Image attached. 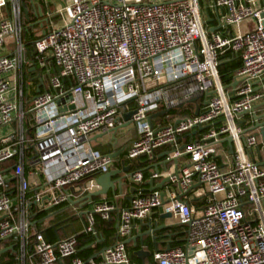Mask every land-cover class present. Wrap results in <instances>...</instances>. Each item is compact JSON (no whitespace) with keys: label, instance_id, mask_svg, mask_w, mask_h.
I'll return each instance as SVG.
<instances>
[{"label":"built area","instance_id":"obj_1","mask_svg":"<svg viewBox=\"0 0 264 264\" xmlns=\"http://www.w3.org/2000/svg\"><path fill=\"white\" fill-rule=\"evenodd\" d=\"M58 14L61 25H51L36 41L30 63L22 0H0V130L13 127L0 136V164L17 158L13 175L20 201L13 206L0 169V238L25 241L29 236L27 162L38 168L33 175H45L50 206H60L72 193L86 191L84 181L113 165L111 157L91 147V135L121 126L124 115L135 111L131 122L137 138L128 159L172 147L173 158L186 155L189 161L179 178H171L172 187L187 196L198 183L207 204L195 209L171 190L168 198L159 191L138 193L121 212L118 241L104 253L103 263L131 264L124 242L133 224L160 209L189 229L186 248L157 252V264H264V170L255 160L258 136L237 123L243 113L264 103V0H205V7L200 0H70ZM211 14L218 22L215 32L206 26ZM228 52L241 60L233 77L235 89H227L219 72ZM34 62L48 72L52 67L54 75L42 77L44 91L25 109L24 70ZM208 93L213 94L206 97ZM194 99L198 115L191 109L188 115L170 116L189 110ZM165 110L169 124L153 119L151 127L149 117ZM208 125L199 139L178 148L182 136ZM228 138L234 153L226 168L217 156ZM27 147L32 148L29 158ZM143 180L142 172L133 175L134 182ZM42 198L35 201L43 209ZM116 209L115 203L102 202L94 210L107 220ZM94 225L89 215L87 231L95 232ZM77 244L70 237L54 245L37 233L33 264L64 259L83 264L76 256Z\"/></svg>","mask_w":264,"mask_h":264},{"label":"crops","instance_id":"obj_2","mask_svg":"<svg viewBox=\"0 0 264 264\" xmlns=\"http://www.w3.org/2000/svg\"><path fill=\"white\" fill-rule=\"evenodd\" d=\"M69 2L70 0H22V14L23 21L25 23L24 30L40 32L41 35L44 36V34L49 31L51 25H61L62 19L59 16L58 11L62 10ZM206 26L210 30L217 28L218 22L216 16L211 14L210 18L206 21ZM1 55H3V53L0 52V56ZM32 61H30V63H32ZM29 69L31 73L37 70H32L33 67H29ZM40 77H43L42 72H40V74L37 72L36 76H34L29 83L33 84L35 81H38V85L36 84L37 86H35L36 89L38 90V87L40 86V91L41 89L44 91L45 86L44 84L40 85ZM201 105L204 107L203 101L201 102ZM188 109L189 113L191 112V109H193L194 113L197 112V109L193 104L189 105ZM256 114L263 115L264 107L259 108L256 111ZM154 119L159 123L169 124V121H165L163 116ZM237 123L245 130V132L250 134L254 133L258 136L259 147L255 150V160L264 170V140L260 135L259 130L251 132V129L255 126L253 115L249 114L247 116H240L237 119ZM122 126L123 124L119 127ZM193 132L194 131L182 136L178 140L179 149H184L191 141L199 139L203 133L197 132L196 135L189 137V135ZM105 133L107 132H99L91 135L89 143L94 150L98 151L102 155L115 156L120 154L119 157H115L113 159V165L108 172L120 171L121 174L115 175L111 179L114 189H109L106 195L94 198L92 203H89L88 201L77 203V201L86 197L89 193H95L101 190V188L96 184V179L100 175L84 181L82 185L87 188L86 191L82 195L72 193V202L68 201L60 206L52 207L49 204V183L45 175L42 173H39L38 176L33 175L38 168H32L28 162L26 163L24 174L28 180L29 188L26 193L25 207L27 210V219L30 224L29 236L25 239V241H23L20 236L9 237L0 241V264H33L36 259L34 244L35 235L37 233H42L45 237H49L54 245L66 238L75 237L77 239L79 237L86 236L90 233L87 231L89 215H93L95 218L94 229L95 227L100 229L103 227V224H107V226L110 225L114 230V236L108 238L100 231L97 230L96 232L94 230L95 232L91 233L95 236V241L93 243L82 244L81 247H79L78 244L77 254L90 252V259L87 261L80 259L83 264H104L102 255L98 256L96 259H92V257L97 255L103 248L113 247L117 243L118 240L116 239L115 227L121 216V213L118 212V210H125L131 206V202L129 201L131 195L135 197L138 193L150 194L147 191L151 188V186L148 185L150 179L153 180L152 187H158L162 181L173 174L177 168L179 171H182L189 165L188 157L186 155L177 159L171 156L173 152L172 147L159 149L151 156H142L141 158L135 160L128 159V149L131 143L137 138V129L133 125L128 128L120 129L116 134ZM167 153H171L169 157L166 156ZM231 156L229 145L226 142L223 150L220 152V155L217 156L219 158L218 161L223 167L228 168L231 162ZM174 160H177V162ZM14 166L15 164L12 160H10L0 164V169L5 176H7V183L9 186L8 193L12 197L13 206L18 207L20 205V201L17 198L19 183L13 175ZM154 167H158L160 170L158 178H150L149 176L156 174ZM136 172L143 173L144 180L142 183H136L130 180L129 175L135 174ZM144 174H146V177ZM134 189H137L138 192H135ZM169 190L174 192L176 191V193L180 195L177 187L174 185L172 187L171 182L166 184L162 190L157 191L164 193L165 197L168 198ZM38 195H43V209L35 201V198ZM184 199L189 200L190 205L198 210L202 209L207 204L206 196H204V187L198 183H195L190 194ZM102 202H113L117 206L116 211H113L110 214L109 219H103L98 214L89 213L87 216L82 215L83 213L93 211L95 209V205ZM42 212H46L47 216L40 219L39 214ZM80 214L82 216H79ZM163 215L164 213L162 210L156 209L152 211V213L143 221L138 220L133 224L131 237L137 238L142 236V238L137 240L136 247L133 243L126 245L131 264H157L154 259V255L157 252L167 250L168 246H171L172 249L177 247L186 248L189 229L188 226L180 224L174 217L163 219ZM55 225H58L56 229L52 228ZM162 227L165 228L161 229ZM156 228L159 230H157L154 234L151 233V230H155ZM99 235H102V238L104 239L101 243H97L96 236ZM140 240L144 241L145 251L151 252V256L147 257L144 262L134 255L136 251L141 249ZM155 243H158L157 246H155ZM60 264H73V261L72 259H64L60 262Z\"/></svg>","mask_w":264,"mask_h":264},{"label":"water","instance_id":"obj_3","mask_svg":"<svg viewBox=\"0 0 264 264\" xmlns=\"http://www.w3.org/2000/svg\"><path fill=\"white\" fill-rule=\"evenodd\" d=\"M219 28H215L213 30H210L211 32H215V31H218ZM38 69V64L36 62L33 63V69L32 70H36ZM44 83V79L40 77V85ZM238 86V82L236 83H233L231 85H229L227 87V89H235L236 87ZM40 86L38 87V90H37V93L39 94L41 91H40ZM213 93H208L206 95V97H210L212 96ZM231 95L233 96V99H235V92L233 91L231 93ZM198 102L197 99H194L192 101H190L191 104H196ZM208 102H206L207 104ZM261 107H264V103L261 104V105H258V106H255L250 112H245L242 114V116H247L249 114H252L253 115V119H254V123H255V126L251 129V132H255V131H260V135L263 137V140H264V114L263 115H257L256 114V111L261 108ZM71 109H74V107H71ZM61 112H63V110L61 109ZM167 113H169L168 110H165L163 112H160L158 114H155V115H152L149 117L148 121H149V124L151 125V127H153V123H152V120L154 118H157V117H162L164 115H166ZM135 114V111H132V112H129L127 114L124 115V121L125 123L123 124L122 127H117L113 130H110L108 131L107 133L105 134H116L120 129L122 128H128L130 126H132V122H131V119L133 117V115ZM199 114V110L196 112V115ZM176 124H179V122H177ZM211 128V125H208V126H205V127H201V128H198L197 130H195L192 134L189 135V137H192L193 135H196L197 132H205L207 131L208 129ZM115 139V138H114ZM226 142L228 143L229 145V148H230V152H231V155H233L234 153V146H233V140L231 138H228L226 140ZM112 144V143H110ZM171 153H167L166 156H170ZM120 154L118 155H109V157H111L112 159H114L115 157H119ZM175 162H177V160H174ZM170 162V161H169ZM259 165V164H258ZM260 166V165H259ZM155 169V173L156 174H160V170L158 169V167H154ZM182 171H179L178 168L175 170V172L173 174H171L169 177L165 178L162 183L158 186V187H152L153 185V180L150 179V181L148 182V185L151 186L150 189H148L147 191L149 193H152L154 191H157V190H162L163 187L166 185V184H169L171 182V178L172 177H176V178H179L180 177V174H181ZM118 174H121L120 171L118 172H108V173H105V174H102L100 176L97 177L96 179V184L98 185V187L101 188L100 191H97L95 193H89L86 197L80 199L79 201H77V203H80V202H85V201H88L89 203H92L93 202V199L96 198V197H99V196H103V195H106L108 193V190L109 189H114V185H113V182L111 181L112 177H114L115 175H118ZM133 175L134 174H130L129 175V178L131 181H133ZM150 178L152 177V175H149ZM7 178V176H6ZM135 192H138L137 189H134ZM115 195V193H114ZM161 196L164 198L165 194L164 193H161ZM186 195L184 194H181L180 196H178V200L181 201V202H185L186 204L190 205V202L189 201H183V198L185 197ZM134 199V196L131 195V197L129 198V201L132 203ZM70 202H72V200L70 199L69 200ZM96 207V205H95ZM94 207V208H95ZM123 210H118V212H122ZM89 213L91 214H95V210L91 211V212H87V213H83L82 215L83 216H87L89 215ZM164 213V212H163ZM81 214L79 216H82ZM163 219H167V218H171L172 215L171 214H166L164 213V215L162 216ZM2 221V219H0V222ZM120 225H121V222H120V218H119V222L117 223L116 227H115V230H116V239L118 240V231L120 229ZM58 225H55L54 229H56ZM165 227H162L161 229H163ZM157 230H159L158 228H156L155 230H151V233H155ZM131 234L130 233V237L124 242L125 245H130L131 243L134 244V246L136 247L137 246V240L142 238V236H139V237H131ZM99 238V239H98ZM96 239H97V243H101L104 241V239L102 238V235H99V236H96ZM4 239H0V241H3ZM155 240V238H154ZM140 244H141V249L139 251H136L134 253L135 256H137L138 258H140L143 262L145 261V259L147 257H150L151 256V252H147L145 251L144 249V241L143 240H140ZM158 243H155V246H157ZM109 249V247H105L103 248L97 255H95L94 257H92V259H96L98 258V256L102 255L104 256V253ZM167 250H172V247L171 246H168Z\"/></svg>","mask_w":264,"mask_h":264},{"label":"trees","instance_id":"obj_4","mask_svg":"<svg viewBox=\"0 0 264 264\" xmlns=\"http://www.w3.org/2000/svg\"><path fill=\"white\" fill-rule=\"evenodd\" d=\"M25 27V23H24ZM43 36L41 35L40 32H31V31H25L23 34V42L26 45L27 49V58L30 61H34L35 57V43L38 39L42 38ZM241 67V60L238 57H234L231 52L226 53L224 56L221 57V65L219 68L220 76L222 79V82L225 86H229L233 82V77L234 73ZM38 70V71H37ZM35 72H30V69L28 67L25 68L24 70V84H23V92H24V105L25 109L30 106L32 100L38 95L37 89L35 86L38 85V81H35L33 84H30L29 81L36 76V73L45 71V69H37ZM37 84V85H36ZM41 92L42 89H41ZM188 110H183L182 112H177L173 111L170 113V116L173 118L174 116H184L188 115ZM28 137V136H27ZM26 157H30L32 154V148L27 147L25 151ZM14 164L17 163V158L12 160ZM219 162V161H218ZM28 167V166H26ZM146 177V174H144ZM47 216L46 212H42L39 214V218L43 219ZM107 223V222H106ZM96 232L97 230L100 231L103 235H105L108 238H111L114 236L113 229L110 225L107 226V224H103V227L100 229H97L95 227L94 229ZM45 236V235H44ZM46 239L50 242H52L49 237ZM95 241V236H93V233H89L84 237H79L77 238V242L79 244V247H81L82 244L86 243H93ZM77 244V245H78ZM99 247V246H98ZM77 258L82 259L84 261H87L88 259L91 258L90 252H84V253H78Z\"/></svg>","mask_w":264,"mask_h":264},{"label":"rangeland","instance_id":"obj_5","mask_svg":"<svg viewBox=\"0 0 264 264\" xmlns=\"http://www.w3.org/2000/svg\"><path fill=\"white\" fill-rule=\"evenodd\" d=\"M200 2H201L202 7H205V0H200ZM249 26H250L251 29H254V28L256 27V24H255V22L250 21V22H249ZM48 73H49L50 75H54V69H53L52 67H50V71H49V72H48L47 70H46V71H42V76L45 77V75H47ZM133 107H135V105H134ZM26 109H27V108H26ZM28 117H29V116H28ZM11 130H13V127H12V126H10V127H5V128H3V129H1V130H0V136L2 137V136H4V135L10 133Z\"/></svg>","mask_w":264,"mask_h":264}]
</instances>
